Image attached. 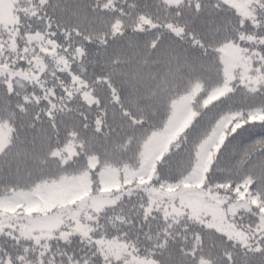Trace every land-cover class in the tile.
Segmentation results:
<instances>
[{
	"label": "snow or ice",
	"instance_id": "snow-or-ice-1",
	"mask_svg": "<svg viewBox=\"0 0 264 264\" xmlns=\"http://www.w3.org/2000/svg\"><path fill=\"white\" fill-rule=\"evenodd\" d=\"M0 264H264V0H0Z\"/></svg>",
	"mask_w": 264,
	"mask_h": 264
}]
</instances>
